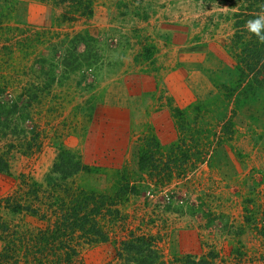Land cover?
I'll list each match as a JSON object with an SVG mask.
<instances>
[{"label": "rangeland", "instance_id": "rangeland-1", "mask_svg": "<svg viewBox=\"0 0 264 264\" xmlns=\"http://www.w3.org/2000/svg\"><path fill=\"white\" fill-rule=\"evenodd\" d=\"M7 1L0 0L1 14L14 3ZM89 1L92 16L68 22L60 20L69 6L24 1L10 18L26 27L0 30L1 48L31 33L36 40L27 54L13 48V63L0 65V100L20 97L27 113L0 137L10 169L0 173L1 221L44 226L29 214H14L6 200L26 203L35 184L56 194L50 177L61 188L73 183L109 192L120 213L102 221L109 242L84 248L80 264H118L116 248L131 235L152 238L168 264L189 256H205L210 264H264V238L252 230L264 227V91L233 112L210 81L222 82L232 71L234 25L254 13L248 11L252 1ZM78 37L93 40L94 62L71 71L60 62ZM84 46L77 45V53ZM196 102L208 114L195 113ZM172 108L187 113V121L175 123ZM184 124L201 133L200 160L153 178L141 173L142 134H153L166 157L177 150ZM63 150L92 171L59 181L52 174ZM125 179L138 191L118 200L116 184Z\"/></svg>", "mask_w": 264, "mask_h": 264}, {"label": "trees", "instance_id": "trees-1", "mask_svg": "<svg viewBox=\"0 0 264 264\" xmlns=\"http://www.w3.org/2000/svg\"><path fill=\"white\" fill-rule=\"evenodd\" d=\"M9 1L14 3L5 9L3 14L0 13V30L7 28L8 31H11L14 28V30H19V28L26 27L16 18H10V14L13 16L15 12H18L20 4L24 1L46 4L51 8L69 6L70 10L61 17V22L75 20L78 16H92L89 0H8L7 2ZM250 1L252 3L248 11H254V13L249 14L243 21H236L234 25L233 51L229 52L232 71L227 77L224 76V81L218 83H215L214 76H210V81L214 83L218 92L227 103L233 105V112L238 111L246 99L264 91V43H261L255 34L250 33L247 28L248 21L264 14V0ZM2 9L4 8H0V10ZM242 16L244 17L241 13ZM4 22H6L5 26ZM31 36L33 37V33L30 37L24 36L21 42L17 40L16 43L9 44V41L5 47H0V54L4 50L5 55L3 56L7 57L5 60L0 59L2 61L0 65L6 61L13 63V59L16 57L13 48H19L27 54V51L34 45L33 41H36ZM80 39L78 37L70 42V47L68 46L64 59L60 62V65L70 68L71 71H74L80 65L79 63L85 62L89 65L94 62V58L91 56V49H94L93 40L88 37L86 42H81ZM80 43L85 45L84 52L77 53V45ZM218 77L222 78L221 75ZM4 92L5 89L1 88L0 84V97ZM19 100L20 97L8 102L0 100V137L5 136L4 130L11 128L14 121L26 119V106H21ZM27 105L29 107L31 104ZM193 105H197V107H193L195 113L208 114V111L199 102ZM171 112L175 123L179 124L180 120L187 121L182 119L185 114L187 115L184 111L172 108ZM4 118L5 122L2 121ZM182 130L184 134L178 140L177 150L174 155L169 154L166 157L162 155L160 144L153 134L147 136L142 134L139 139L138 170L146 174L147 177L153 178L162 173L182 168L188 162L199 161L202 156L201 142L199 141L201 133L186 124L182 126ZM90 169L84 167L80 163L79 156L71 150H63L54 165L52 175H56L59 181L65 182L80 172L92 171ZM9 172L8 163L0 155V173L8 175ZM122 173L128 174V171L125 170ZM171 175L169 176L171 177ZM48 180H50L48 184L52 189H59L63 192L59 193L58 190V192H54L56 193L54 195L52 192H42L35 184V187L27 193L26 203L22 201L10 203L9 199L6 200L7 207L14 214H29L44 226L29 229L11 227L0 219V239L3 242L0 250V264H80L81 251L84 248L109 242L106 226L102 221L120 215L117 210L113 211V195L109 192L86 191L74 187L73 183L70 184V188H61V186L53 184L50 177ZM128 183L129 180L126 179L123 182H117L115 196L118 200H121L120 198L127 195L128 192L137 193L135 184L128 186ZM40 194H42L41 197ZM32 203H36L37 206H32ZM247 221L249 220L247 219ZM252 230L257 231L258 235L264 238V227L257 229L254 226ZM129 238L130 240L123 241L116 248L118 264H168L153 247L152 238L133 235ZM213 257L217 258V255L214 254L210 258L213 259ZM208 259L205 256H189L184 260H175L174 264H210Z\"/></svg>", "mask_w": 264, "mask_h": 264}, {"label": "clouds", "instance_id": "clouds-1", "mask_svg": "<svg viewBox=\"0 0 264 264\" xmlns=\"http://www.w3.org/2000/svg\"><path fill=\"white\" fill-rule=\"evenodd\" d=\"M247 28L250 33L255 34L261 43H264V14H260L256 19L248 21Z\"/></svg>", "mask_w": 264, "mask_h": 264}]
</instances>
